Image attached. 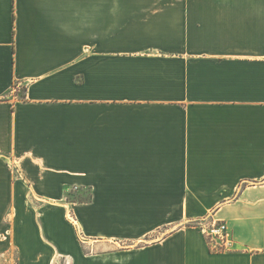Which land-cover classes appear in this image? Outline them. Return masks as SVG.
Returning <instances> with one entry per match:
<instances>
[{"label": "crops", "instance_id": "0c3cea01", "mask_svg": "<svg viewBox=\"0 0 264 264\" xmlns=\"http://www.w3.org/2000/svg\"><path fill=\"white\" fill-rule=\"evenodd\" d=\"M21 202V264L71 252L67 213L102 251L80 264H264V0H0V204Z\"/></svg>", "mask_w": 264, "mask_h": 264}, {"label": "rangeland", "instance_id": "374dc122", "mask_svg": "<svg viewBox=\"0 0 264 264\" xmlns=\"http://www.w3.org/2000/svg\"><path fill=\"white\" fill-rule=\"evenodd\" d=\"M17 90H19L18 86H16ZM21 94H23V86H21L20 89ZM88 199L89 198V190L88 189H82V188H69L67 189V193L65 196L66 206L67 203H76L79 200L82 199ZM41 203H13V204H0V215L7 214V221L6 222L10 225L7 227H0V264H21V258L17 248L14 246V238L15 236L19 235L21 232V229H17L16 224L18 222V219H25L29 216L33 215L35 212H39L41 209ZM72 205V204H71ZM70 205V206H71ZM66 220L73 225V228L75 229L76 236L71 239V245L70 249L71 252H69L68 255L59 256L55 252L52 246L46 247L45 245H42L39 248L38 251V264H80L79 263V256H78V249L76 247L80 245L83 246L84 253L89 255H94L97 253H101L102 251L100 249H93L92 247H89L85 244V240L83 237L80 236L79 230L77 228V224L75 223L74 215L68 214L65 216ZM9 233H6V231H9ZM23 230V227H22ZM17 234V235H16ZM14 235V237H13ZM13 238V239H11ZM10 243V244H8ZM26 262L24 261V264ZM28 264V263H26ZM82 264V263H81Z\"/></svg>", "mask_w": 264, "mask_h": 264}, {"label": "built area", "instance_id": "2783aa9c", "mask_svg": "<svg viewBox=\"0 0 264 264\" xmlns=\"http://www.w3.org/2000/svg\"><path fill=\"white\" fill-rule=\"evenodd\" d=\"M204 231L212 252L220 253L231 250L232 241L226 223L214 221Z\"/></svg>", "mask_w": 264, "mask_h": 264}, {"label": "trees", "instance_id": "16d2710c", "mask_svg": "<svg viewBox=\"0 0 264 264\" xmlns=\"http://www.w3.org/2000/svg\"><path fill=\"white\" fill-rule=\"evenodd\" d=\"M90 196V195H89ZM80 201V200H79ZM211 249V248H210ZM211 251H212V249H211Z\"/></svg>", "mask_w": 264, "mask_h": 264}]
</instances>
